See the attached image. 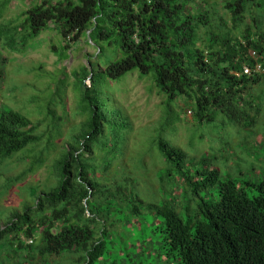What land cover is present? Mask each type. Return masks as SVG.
<instances>
[{
	"label": "trees",
	"instance_id": "16d2710c",
	"mask_svg": "<svg viewBox=\"0 0 264 264\" xmlns=\"http://www.w3.org/2000/svg\"><path fill=\"white\" fill-rule=\"evenodd\" d=\"M9 3L0 0L1 79L8 62L3 48L24 52L29 40L51 24L63 39L61 61L83 37L100 49L98 58L101 44L115 46L122 57L98 71L90 59L73 72L82 85L85 119L55 159L59 185L0 223V242L7 236L16 247H35L23 237L34 243L39 234L41 254L79 252V264H93L109 235L101 224L124 204L136 215L148 210L163 216L166 251L180 264H264V176L256 184L221 180L210 153L191 155L165 135L182 120L174 112L178 100L191 107L199 126L219 116L238 130L264 123V90L254 93L264 84V0H35L5 22ZM131 71L152 74L165 96L164 120L151 141L164 160L157 171L160 185L171 188L172 198L164 203L147 202L137 179L124 167L121 175L117 171L132 125L114 107L103 111L101 84L103 78L118 80ZM37 129L22 113L0 109V160L39 145L43 135ZM44 162L34 156L18 179ZM217 184L218 196L212 192ZM184 209L187 217L179 211Z\"/></svg>",
	"mask_w": 264,
	"mask_h": 264
},
{
	"label": "rangeland",
	"instance_id": "374dc122",
	"mask_svg": "<svg viewBox=\"0 0 264 264\" xmlns=\"http://www.w3.org/2000/svg\"><path fill=\"white\" fill-rule=\"evenodd\" d=\"M34 2L10 0L3 21L18 18ZM62 42V36L51 24L50 30L29 40L24 52L3 48L8 62L3 78L0 77V109L10 108L25 115L38 126L36 134L43 135V139L39 145L30 144L12 159L0 160L1 224L9 222L14 212L35 206L42 192H50L59 185L55 159L57 156L59 159L60 147L81 128L85 119L82 85L73 72L89 64L90 59L98 71L122 57L115 46L101 44L104 52L98 58L100 49L83 37L78 45L72 44L69 58L61 61ZM86 83L92 84L90 79ZM101 85L103 111L106 113L114 107L132 125L124 156L117 160L118 173L121 175V167H124L137 179V187L147 202L164 203L171 199L170 186L161 187L157 175L164 160L151 144L166 113L165 96L156 88L152 74L142 76L139 71H131L118 80L103 78ZM263 90L264 84H261L255 87L254 93ZM261 99L264 119V95ZM174 112L181 114L182 120L174 122L165 135L191 155L210 153L214 167L220 169L221 180L232 178L239 184H256L263 178L264 123L252 129L238 130L219 116L213 123L199 126L194 121L191 107L185 106L183 100H178ZM140 154L143 156L141 164ZM34 156L37 160L43 157L44 164L18 179L31 166ZM247 189L251 195L255 193L252 187ZM212 192L218 196V184ZM179 211L187 217L185 209ZM109 217L108 222L101 224L103 228L108 226L109 231L103 238L105 247L93 264H180L166 251L163 216L148 210L136 215L126 205L119 204ZM38 236L34 243L23 237L25 243L35 247H16L6 236L0 242V264H79V252L59 256L41 254Z\"/></svg>",
	"mask_w": 264,
	"mask_h": 264
},
{
	"label": "built area",
	"instance_id": "2783aa9c",
	"mask_svg": "<svg viewBox=\"0 0 264 264\" xmlns=\"http://www.w3.org/2000/svg\"><path fill=\"white\" fill-rule=\"evenodd\" d=\"M259 67H260V66H258V69H259ZM244 72H245L246 74H250V73H251V69H250L249 67H245ZM30 242L32 243L33 240H30Z\"/></svg>",
	"mask_w": 264,
	"mask_h": 264
}]
</instances>
